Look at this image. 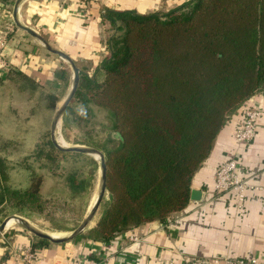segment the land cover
I'll return each mask as SVG.
<instances>
[{
	"label": "trees",
	"instance_id": "1",
	"mask_svg": "<svg viewBox=\"0 0 264 264\" xmlns=\"http://www.w3.org/2000/svg\"><path fill=\"white\" fill-rule=\"evenodd\" d=\"M101 17L113 30L102 41L107 54L94 78L81 73L79 86L90 97L76 94L106 108L111 119L105 144H115L104 148L108 203L84 236L107 242L184 209L219 132L235 113L243 120L242 105L264 92V0H188L167 11L107 9ZM55 73L66 79L64 70ZM44 144L46 159L70 154L49 138ZM3 162L0 205L7 199ZM67 180L83 187L72 174ZM39 184L22 193L24 201L38 199Z\"/></svg>",
	"mask_w": 264,
	"mask_h": 264
},
{
	"label": "crops",
	"instance_id": "2",
	"mask_svg": "<svg viewBox=\"0 0 264 264\" xmlns=\"http://www.w3.org/2000/svg\"><path fill=\"white\" fill-rule=\"evenodd\" d=\"M186 1L22 0L16 17L19 23L46 34L53 47L67 53L76 65L97 66L107 53L102 42L105 10L167 11ZM12 21L14 35L5 49L11 70L0 74V135L7 128L27 133L33 127L29 121L35 116L39 90L47 93L50 87V92L60 93L62 80L55 71L66 70L63 59L47 53L18 27L13 12ZM61 96L49 99L56 109ZM249 105L259 109L249 144H239L234 138L242 121L241 114L235 113L192 178L191 190H199L200 198H189L187 206L168 222H146L107 242L83 237L41 246L35 245L31 233L15 230L0 239V264H189L196 257L209 258V264H215L211 261L215 257L255 259L264 264V92L253 94L242 105V113ZM11 112L19 123L12 120ZM232 157L246 182L242 200L235 191L216 192L214 187L216 169ZM28 254L33 256L30 260Z\"/></svg>",
	"mask_w": 264,
	"mask_h": 264
},
{
	"label": "rangeland",
	"instance_id": "3",
	"mask_svg": "<svg viewBox=\"0 0 264 264\" xmlns=\"http://www.w3.org/2000/svg\"><path fill=\"white\" fill-rule=\"evenodd\" d=\"M15 1L0 0L4 7L5 5L8 7L11 12V18ZM102 29V39L113 32L108 26L105 27L103 25ZM37 32L47 40L46 34L38 30ZM25 33L27 36L32 37L27 32ZM11 35L13 36L14 33L12 32ZM33 39L37 41L39 47L45 49L41 42L35 38ZM47 53L61 59L56 54L49 51ZM61 61H64L63 65L66 67V70H64L66 79L61 81L62 87L58 90L60 93H57L56 90H52L53 93L50 92V87V91L45 90V92L50 94L41 93L39 90V103H36L37 106L34 104L33 107V109L36 107L35 116L29 121V123L31 122L29 125L33 127L27 133L23 130L12 133L13 130L9 131L7 129L11 128H7L5 129L7 133L0 135V159L4 161L7 176L6 181H2L6 188L3 191L4 196L7 199L0 205V224L5 218L18 215L41 231H55L65 236L81 223L93 205L100 190L101 169L99 156L96 157L90 154L69 152L70 154L59 156L54 160L44 157V152L48 149L44 141L48 138L51 139L50 127L56 111L55 106L53 107L49 99L56 94L59 96L62 94L60 97L62 101L64 99L63 96L65 97L68 94L72 84V69L67 61ZM79 65H77L79 68L78 86L67 106L69 109L64 111L67 123L64 124L61 119L58 131L70 145L91 146L104 154V148L115 144L114 142L105 144V140L111 131L110 115L106 108L98 106L90 99L84 104L83 99L79 98V94H76L78 89L80 93H87V96L90 93L87 91V87L79 86L82 82L81 73L87 74L91 78L96 75V66L91 64L85 66L82 63ZM96 78L101 82L104 76L99 73ZM11 113L14 116L12 120L19 123L20 119L15 118L16 114L14 112ZM41 150L43 153L39 154ZM72 153H75L76 156ZM69 174L74 175L76 181H82L83 187L77 189L75 184L71 185L67 180V175ZM39 179L38 192L35 194L38 199L33 200V202L24 201L26 196H23L22 193L29 189L34 181ZM1 190L0 188V192ZM17 192L21 193L20 196L16 194ZM33 196L30 195V197ZM107 203L108 192H105L95 217L89 227L80 234L82 235L81 237L87 235L88 230L95 225ZM15 230L28 232L18 222L15 224L11 223L10 226L5 227L0 232V239L10 233L12 234Z\"/></svg>",
	"mask_w": 264,
	"mask_h": 264
},
{
	"label": "water",
	"instance_id": "4",
	"mask_svg": "<svg viewBox=\"0 0 264 264\" xmlns=\"http://www.w3.org/2000/svg\"><path fill=\"white\" fill-rule=\"evenodd\" d=\"M22 0H16L14 3V10H13V18L14 21L16 22V24L18 25V27H20L21 29H23L25 32H27L29 35H31L33 38H35L36 40H38L39 42H41L43 44V46L45 47V49L47 51H49L50 53L56 54L57 56H59L61 59L67 61L72 69V84H71V88L68 92V94L64 97V99L62 100V102L60 103L59 107L56 109L54 115H53V119L51 122V127H50V135H51V140L53 142V144L55 145V147L61 151H65V152H78V153H84V154H90V155H94V156H99L100 158V169H101V178H100V190L98 192V195L93 203V205L91 206V208L89 209L88 213L84 216L83 220L81 221V223L72 231H70V233L68 235L62 236V237H54L52 235H50L48 232L45 231H41L37 228H35L33 225H31L25 218L18 216V215H13L10 217L5 218L1 224H0V232L5 229V225L7 223V221L12 217L17 219V222L24 228L26 229L29 233L33 234L36 237H40V238H44L49 240L51 243H66L71 241L72 239L76 238L77 236H79L86 228L89 227V224L92 222L93 218L96 215V212L105 196V192H107L106 189V164H105V158H104V154L101 153V151H99L98 149L91 147V146H84V145H69V146H63L61 144H59L55 138V131L57 129L58 124L61 122L62 116L64 114V111L66 110L70 100L72 99V97L75 94V91L77 89L78 86V80H79V68L77 67V65L75 64V62L73 61V59L65 52L61 51L60 49H57L55 47H53L45 38L43 35H41L40 33H38L36 30H34L33 28L27 26V25H23L21 23H19V21L17 20L16 17V11L18 8L19 3ZM200 191L199 190H195L192 189L190 191V198L192 200H198L200 198Z\"/></svg>",
	"mask_w": 264,
	"mask_h": 264
},
{
	"label": "built area",
	"instance_id": "5",
	"mask_svg": "<svg viewBox=\"0 0 264 264\" xmlns=\"http://www.w3.org/2000/svg\"><path fill=\"white\" fill-rule=\"evenodd\" d=\"M86 1V0H84ZM13 21L8 7L0 3V74L10 69V64L5 57V49L8 39L13 32ZM259 109L255 105L246 106L243 110V120L234 133V138L239 144H249L257 128ZM215 190L216 192L235 191L239 200L243 199L246 182L237 173V161L234 157L224 161L215 171ZM135 240V238H134ZM32 254L27 255V259L32 258ZM210 259L205 257H196L189 264H209ZM215 264H260L255 259H230V258H212ZM105 261H97L90 264H105Z\"/></svg>",
	"mask_w": 264,
	"mask_h": 264
},
{
	"label": "bare ground",
	"instance_id": "6",
	"mask_svg": "<svg viewBox=\"0 0 264 264\" xmlns=\"http://www.w3.org/2000/svg\"><path fill=\"white\" fill-rule=\"evenodd\" d=\"M20 18H21V17H20ZM61 102H62V101H61ZM59 126H60V123L58 124L57 129H56V133H55V135H56V140H57V142H58L59 144H61V145H63V146H69L70 144H69L68 142H66L65 139L62 137L61 133H59V131H58ZM96 157H97V155H96ZM16 222H17V219L11 217V218L7 221L5 227L10 226L11 223L15 224ZM48 233H49L50 235L54 236V237H62V236H64V234H61V233H58V232H55V231H48Z\"/></svg>",
	"mask_w": 264,
	"mask_h": 264
}]
</instances>
